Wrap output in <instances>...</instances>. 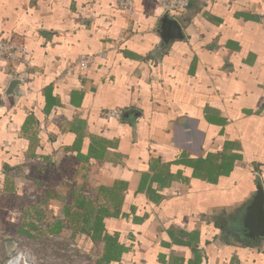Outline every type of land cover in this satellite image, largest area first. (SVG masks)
<instances>
[{
    "label": "crops",
    "instance_id": "1",
    "mask_svg": "<svg viewBox=\"0 0 264 264\" xmlns=\"http://www.w3.org/2000/svg\"><path fill=\"white\" fill-rule=\"evenodd\" d=\"M134 1L131 20L116 0H0V38L32 63L14 97L0 60V249L59 218L54 239L95 262L110 235L130 250L109 264H264L239 226L264 189V0H190L169 46L159 0ZM84 196L109 207L102 237L65 215Z\"/></svg>",
    "mask_w": 264,
    "mask_h": 264
},
{
    "label": "built area",
    "instance_id": "2",
    "mask_svg": "<svg viewBox=\"0 0 264 264\" xmlns=\"http://www.w3.org/2000/svg\"><path fill=\"white\" fill-rule=\"evenodd\" d=\"M116 1L119 9L132 20L136 14L135 1ZM159 3L165 13L172 15L174 12L188 8L190 0H159ZM124 40L125 35H121L118 39L119 42ZM105 56L104 52L83 54L76 62V66L80 72H87L95 58ZM0 60L10 63L15 68V78L24 82L28 81L32 63L24 42L18 39L3 40L0 38ZM121 112L120 109L102 110L101 116L105 118L120 117ZM18 242L20 245L23 239ZM59 242L60 245L57 246L50 245V241L36 243L34 246L39 250V253L19 246V249L3 264H93L91 256L79 242L74 240L68 242L59 240Z\"/></svg>",
    "mask_w": 264,
    "mask_h": 264
},
{
    "label": "trees",
    "instance_id": "3",
    "mask_svg": "<svg viewBox=\"0 0 264 264\" xmlns=\"http://www.w3.org/2000/svg\"><path fill=\"white\" fill-rule=\"evenodd\" d=\"M98 201V200H97ZM95 200L89 201L87 197H80L76 201L77 209L74 212H71V209L69 207L66 208L65 215L68 217L71 221L76 214L83 215L84 216V224L85 223H91V231H92V238H98L102 237L105 229V217L110 215L109 207L107 203L102 205H95ZM113 203L114 210L112 212V215L116 216L118 215V210L116 207V202L113 200L111 201ZM92 203V204H91ZM96 207H95V206ZM116 209V210H115ZM91 218V219H90ZM92 220V222L90 221ZM80 221H77L79 223ZM64 227L63 220H60L59 218L55 219L53 222H49L46 225L45 229V236L42 237V239H23V242H21V246L28 248L30 250L35 251L36 253H39V250H37L34 245L36 243L50 240V245L57 246L60 245V242L55 240L54 237L58 236L62 228ZM83 230V228H82ZM18 240V239H17ZM117 238L114 236H107V244L105 249L104 257L101 260L94 261L93 264H109L112 261H119L120 257L123 253H126L129 251V247H126L122 245L119 241H116ZM44 251V250H43ZM6 260V259H5Z\"/></svg>",
    "mask_w": 264,
    "mask_h": 264
},
{
    "label": "water",
    "instance_id": "4",
    "mask_svg": "<svg viewBox=\"0 0 264 264\" xmlns=\"http://www.w3.org/2000/svg\"><path fill=\"white\" fill-rule=\"evenodd\" d=\"M156 33L160 36L165 46L171 45L174 40H183L185 38L181 23L169 13H165L161 18L156 28ZM25 83L18 78H14L7 88L6 95L14 97L22 95L24 92L21 87ZM128 115L129 112L123 113V116ZM243 213V218L240 222L241 225L239 223L237 224L246 230L245 235L255 237L264 236V189L260 182L257 183L252 200L246 206ZM5 246L7 250L6 256L9 258L19 249V242L9 240L5 242Z\"/></svg>",
    "mask_w": 264,
    "mask_h": 264
},
{
    "label": "rangeland",
    "instance_id": "5",
    "mask_svg": "<svg viewBox=\"0 0 264 264\" xmlns=\"http://www.w3.org/2000/svg\"><path fill=\"white\" fill-rule=\"evenodd\" d=\"M20 246H21V244H20ZM31 251H33V250H31ZM6 253H7L6 247L0 249V264H3L5 259L7 258Z\"/></svg>",
    "mask_w": 264,
    "mask_h": 264
}]
</instances>
